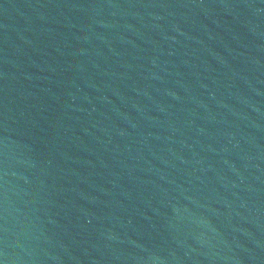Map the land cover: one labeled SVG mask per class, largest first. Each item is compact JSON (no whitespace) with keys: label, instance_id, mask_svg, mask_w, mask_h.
<instances>
[{"label":"water","instance_id":"obj_1","mask_svg":"<svg viewBox=\"0 0 264 264\" xmlns=\"http://www.w3.org/2000/svg\"><path fill=\"white\" fill-rule=\"evenodd\" d=\"M0 264H264V0H0Z\"/></svg>","mask_w":264,"mask_h":264}]
</instances>
